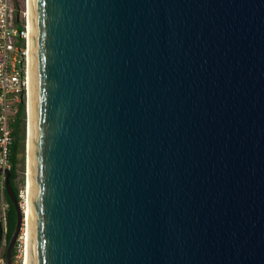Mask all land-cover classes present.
<instances>
[{"label":"water","instance_id":"water-1","mask_svg":"<svg viewBox=\"0 0 264 264\" xmlns=\"http://www.w3.org/2000/svg\"><path fill=\"white\" fill-rule=\"evenodd\" d=\"M28 118L25 264H264V0H29Z\"/></svg>","mask_w":264,"mask_h":264},{"label":"built area","instance_id":"built-area-1","mask_svg":"<svg viewBox=\"0 0 264 264\" xmlns=\"http://www.w3.org/2000/svg\"><path fill=\"white\" fill-rule=\"evenodd\" d=\"M29 22L27 0L16 6V0H0V169H10L9 153L13 123L19 111L28 123L29 113ZM5 174L0 173V221L5 232ZM25 182V180H24ZM26 185L18 187V204L23 210ZM22 229V227H21ZM21 235L18 236L19 240ZM16 240V244H17ZM16 246V245H15ZM3 264V256L0 255Z\"/></svg>","mask_w":264,"mask_h":264},{"label":"trees","instance_id":"trees-1","mask_svg":"<svg viewBox=\"0 0 264 264\" xmlns=\"http://www.w3.org/2000/svg\"><path fill=\"white\" fill-rule=\"evenodd\" d=\"M24 112L21 110L18 113V117L16 118L15 122L13 123V130H12V142L10 144V153H9V161H10V178H9V186L12 189L13 193L15 194L16 198L18 199V184H17V178H18V153L20 150H23L24 148V137H25V131H24ZM20 185L24 183V178H21ZM5 192V190H4ZM4 194V200L7 204L5 216V233H4V239L5 242L8 241L12 230L14 228L15 224V210L14 207L6 195V192ZM4 253V252H3ZM2 253V256H3ZM15 255V251L13 252V257Z\"/></svg>","mask_w":264,"mask_h":264},{"label":"rangeland","instance_id":"rangeland-1","mask_svg":"<svg viewBox=\"0 0 264 264\" xmlns=\"http://www.w3.org/2000/svg\"><path fill=\"white\" fill-rule=\"evenodd\" d=\"M25 0H16V6L21 8L24 6ZM28 125L26 124V121L24 123V131H25V137H24V149L20 150L18 153V163H17V168H18V180H17V184L18 186H20V181L21 178L23 177L25 180V172H26V135H27V131H28ZM25 183V182H24ZM22 230L20 229V233L19 235H21V238L19 240H17V244L15 243V255L14 257H12V262L13 264H20L21 261V253H22V249H23V243H22ZM18 239V238H17ZM5 240L3 239L1 244H0V255L2 257V253L4 252L5 249ZM1 264V263H0ZM4 264V262H3Z\"/></svg>","mask_w":264,"mask_h":264},{"label":"bare ground","instance_id":"bare-ground-1","mask_svg":"<svg viewBox=\"0 0 264 264\" xmlns=\"http://www.w3.org/2000/svg\"><path fill=\"white\" fill-rule=\"evenodd\" d=\"M27 12H28V22H29V0H27ZM29 108V107H28ZM29 116V113H28ZM28 144H27V150H28V163H29V118H28ZM24 148V147H23ZM28 183H27V188H26V200H25V205L23 208V224H22V243H23V249L21 253V261L20 264H25L26 263V255H27V224H28V186H29V167H28ZM5 193V192H4ZM8 208V207H7ZM3 226V225H2ZM4 231V229H3ZM5 233V232H4ZM15 248V245H14ZM13 248V252H14ZM4 254V253H3ZM13 256V255H12Z\"/></svg>","mask_w":264,"mask_h":264},{"label":"flooded vegetation","instance_id":"flooded-vegetation-1","mask_svg":"<svg viewBox=\"0 0 264 264\" xmlns=\"http://www.w3.org/2000/svg\"><path fill=\"white\" fill-rule=\"evenodd\" d=\"M5 240V239H4ZM1 244V243H0Z\"/></svg>","mask_w":264,"mask_h":264}]
</instances>
